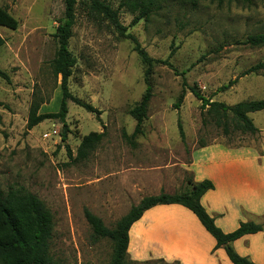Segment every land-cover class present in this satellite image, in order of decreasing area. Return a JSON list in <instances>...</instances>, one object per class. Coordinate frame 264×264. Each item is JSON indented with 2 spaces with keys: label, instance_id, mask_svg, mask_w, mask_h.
Listing matches in <instances>:
<instances>
[{
  "label": "rangeland",
  "instance_id": "rangeland-1",
  "mask_svg": "<svg viewBox=\"0 0 264 264\" xmlns=\"http://www.w3.org/2000/svg\"><path fill=\"white\" fill-rule=\"evenodd\" d=\"M102 1L116 11L124 34L77 0L68 41L75 59L69 92L96 112L67 101L65 127L49 119L26 130L32 101L42 102L39 114L59 109L60 78L54 77L51 62L64 5L63 0H0V8L17 22L15 29L0 27V72L6 76H0V196L24 189L44 204L53 225L49 253L60 264H109L113 244L93 238L83 211L88 209L113 229L128 212L129 201L148 196V181L155 180L149 167L172 165L168 176L177 183L168 185L176 188L182 181L183 187L175 191L181 192L190 175L177 165L188 164L192 148L212 143L237 147L258 140V135L242 133L233 124L223 134L201 114L199 100L188 90L182 98L181 93L185 80L205 99L228 106L264 100V70L243 75L264 63V46L245 43L248 36L264 33V0L201 1L193 6L166 2L135 23V16L120 8L118 0ZM128 36L149 58L171 65L154 64L150 71L151 98L142 134L135 139L129 138L136 124L129 111L146 92V67ZM248 116L264 130V110ZM92 133L102 138L80 160L79 145Z\"/></svg>",
  "mask_w": 264,
  "mask_h": 264
},
{
  "label": "trees",
  "instance_id": "trees-1",
  "mask_svg": "<svg viewBox=\"0 0 264 264\" xmlns=\"http://www.w3.org/2000/svg\"><path fill=\"white\" fill-rule=\"evenodd\" d=\"M119 7L126 8L128 12L135 16L133 23L142 18L149 17L153 12L162 8V3H180L196 5L201 1H216L221 4L224 0H118ZM83 4L91 11L103 15L114 27L124 34V28L118 23L117 13L112 10L109 4L102 0H82ZM231 2H241L250 4L251 0H227ZM64 13L63 21L59 23L55 32L57 50L55 57L51 62V68L54 77L60 78L61 100L59 109L56 113L39 114V108L42 102L32 101L28 109L26 130H31L45 120H59L64 125V119L67 114V101H72L84 110L90 113L96 112L93 107L72 97L68 89V80L72 75V68L75 65V59L68 51V41L72 36V28L75 20V9L77 0H63ZM0 27L15 29L16 20L7 13L5 9L0 8ZM134 42V50L140 57L146 67L144 82L146 92L141 98L139 104L129 111L131 117L135 119V127L130 139H135L142 134L141 125L146 116L148 103L151 98L148 76L154 64H163L171 68L168 61H155L148 57L139 44L131 36H128ZM251 47L264 46V33L251 35L245 41ZM4 40L0 37V47ZM264 70V63L257 64L246 70L243 75L257 73ZM182 75V74H181ZM0 76H6L0 72ZM235 81L222 86L219 91L226 90L232 86ZM188 90L197 100L201 102V114L210 118L215 127L220 128L223 134L229 133V127L232 125L236 130L256 136L259 130L249 118V114L261 112L264 110V100L244 101L233 106L224 103L210 101L205 99L197 89L196 85L187 86L185 80L182 81L181 98ZM181 100V99H180ZM204 123V120H203ZM181 141H184V134L181 125L177 124ZM64 138V137H62ZM102 134L92 133L82 139L77 150V158L84 160L87 155L100 142ZM201 144L198 148L205 147ZM70 157V153H68ZM213 189L212 183L202 181L194 183L191 177L186 180V188L181 192L166 194L160 192L155 196H145L141 198L136 206H132L129 211L122 216L115 224L113 229L107 228L102 220L84 209L83 215L90 226L94 239H108L113 244V255L109 264H136L128 260V231L132 224L138 221L143 213L159 205H180L189 210L199 221L205 231L215 240L216 248H223L231 264H254L246 257L238 255L232 243L237 239L258 233L263 230L261 225L253 223H242L239 227L228 234L223 233L216 227L214 220L206 213L200 204L201 197L209 190ZM52 218L49 210L33 194L24 189H11L5 195L0 196V264H60L53 260L49 253V242L52 235ZM157 262H162L157 260ZM145 264H151L149 261Z\"/></svg>",
  "mask_w": 264,
  "mask_h": 264
},
{
  "label": "crops",
  "instance_id": "crops-1",
  "mask_svg": "<svg viewBox=\"0 0 264 264\" xmlns=\"http://www.w3.org/2000/svg\"><path fill=\"white\" fill-rule=\"evenodd\" d=\"M256 128L257 144L230 147L212 143L192 148L188 164L175 165L181 173H189L194 183H212L213 189L201 197L200 204L223 233L235 231L242 223L263 227L237 239L232 247L254 264H264V130ZM171 168L170 164L149 167L155 180L148 181V196L171 194L183 187L182 181L176 188L168 185L177 183L169 179ZM140 200L127 199L128 209ZM127 254L135 263L231 264L223 248H216L197 218L180 205H159L145 211L128 231Z\"/></svg>",
  "mask_w": 264,
  "mask_h": 264
}]
</instances>
